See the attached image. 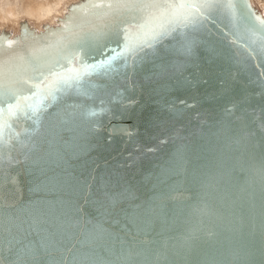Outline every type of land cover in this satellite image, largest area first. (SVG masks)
I'll return each instance as SVG.
<instances>
[{
    "label": "water",
    "instance_id": "obj_1",
    "mask_svg": "<svg viewBox=\"0 0 264 264\" xmlns=\"http://www.w3.org/2000/svg\"><path fill=\"white\" fill-rule=\"evenodd\" d=\"M131 2L78 0L0 31V83L29 96L43 81L47 96L4 114L0 264H264V16L251 0H184L209 6L101 64L145 19L116 6ZM89 4L113 7L73 11ZM94 32L107 41L81 52ZM75 52L95 67L53 99L44 85Z\"/></svg>",
    "mask_w": 264,
    "mask_h": 264
},
{
    "label": "snow or ice",
    "instance_id": "obj_2",
    "mask_svg": "<svg viewBox=\"0 0 264 264\" xmlns=\"http://www.w3.org/2000/svg\"><path fill=\"white\" fill-rule=\"evenodd\" d=\"M117 7L125 9H139L146 13L143 23L139 25V31L136 33H130L127 28H125L123 42L118 43L117 48H106L105 49V61H101L103 64L107 62L109 65L113 61L119 58H127L128 55H135L137 49L142 47H152L158 40L167 36L172 32L175 26L182 19H187L189 12L188 10L195 9L199 11L201 7H208L209 5H196L192 3H185L184 0H176V2L168 3H157V2H142V0H137V2L123 3L116 5ZM77 7L84 8H99L108 7L112 8L113 5H99V4H89L74 6L73 11ZM259 18L257 17V20ZM65 28L67 25L65 24ZM51 31V30H49ZM25 33L27 34V29L25 28ZM108 39V34L105 32H94L87 34L78 41V47L83 51L84 47L89 44H95L102 46L104 42ZM9 45L15 43L14 41H8ZM81 52L69 53L64 56L69 65L67 69H63L61 72H52L50 75L54 78L50 83L44 85L47 88L49 95L53 99L56 98V93L61 91L65 86H71L73 83H79L83 76L87 74V70L95 67V65H88L83 63ZM107 52L113 53L112 55H107ZM81 61V67L84 71L72 67L74 61ZM47 79V78H45ZM26 83H31V81H25ZM43 81L40 83L32 84L33 88L36 90L29 96L18 95L17 90L10 86L0 83V100H15V103H7L6 107H0V142H7L5 140L6 131L11 129V124L7 119L4 118L5 112L8 117L15 116L17 112L30 110L34 115L44 108V102L47 96H43ZM21 100L23 101H35V103H27L26 105H21ZM93 115L95 113H92ZM35 122V121H34ZM19 137V133L15 134Z\"/></svg>",
    "mask_w": 264,
    "mask_h": 264
},
{
    "label": "bare ground",
    "instance_id": "obj_3",
    "mask_svg": "<svg viewBox=\"0 0 264 264\" xmlns=\"http://www.w3.org/2000/svg\"><path fill=\"white\" fill-rule=\"evenodd\" d=\"M69 1L70 0H38V1L27 0V2H25V3L29 6L31 4L29 9L26 11V16L29 19H27L25 16H20L18 20L12 19L10 21H7L6 19H4V20L1 19L0 20V31L4 30V31L10 32V33H14L18 30L20 23H22L23 21H25L28 24L35 26L37 28H41V25L44 23H47V22L52 24L54 22V20L57 18V16H60L59 14L61 12L63 13V11L66 10V7L70 3H73V2L78 1V0H72L71 2H69ZM8 2L9 1H5L3 4H7ZM49 6H52V7H49ZM25 7H28V6H25ZM256 8L264 16V7L259 8L256 6ZM14 12L12 11L11 13L14 14ZM40 20H44V21H40ZM36 21H39V23ZM12 23H14V24H12ZM35 23L38 25H35ZM12 29H14V30H12Z\"/></svg>",
    "mask_w": 264,
    "mask_h": 264
},
{
    "label": "rangeland",
    "instance_id": "obj_4",
    "mask_svg": "<svg viewBox=\"0 0 264 264\" xmlns=\"http://www.w3.org/2000/svg\"><path fill=\"white\" fill-rule=\"evenodd\" d=\"M5 1H9V2L7 4H3ZM34 1H38V0H34ZM71 1L72 0H70L69 2H71ZM25 2H27V0H0V20L1 19L2 20L6 19L7 21H10L12 19L18 20L20 16H25L27 19H29L26 16V11L29 9L31 4L29 6ZM251 2L253 4V6H255V7L256 6L259 8L264 7V0H251ZM25 6H28V7H25ZM49 7H52V6H49ZM12 11L13 12L15 11L14 12L15 15L11 13ZM61 13L59 15H61ZM40 21H44V20H40ZM36 22L39 23V21H36ZM12 24H14V23H12ZM35 25H38V24L35 23ZM12 30H14V29H12Z\"/></svg>",
    "mask_w": 264,
    "mask_h": 264
}]
</instances>
